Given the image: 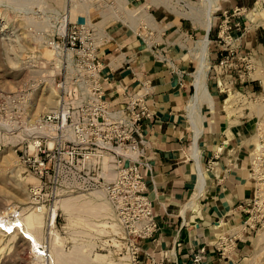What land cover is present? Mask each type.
Wrapping results in <instances>:
<instances>
[{"label": "crops", "instance_id": "obj_1", "mask_svg": "<svg viewBox=\"0 0 264 264\" xmlns=\"http://www.w3.org/2000/svg\"><path fill=\"white\" fill-rule=\"evenodd\" d=\"M258 1L216 0L218 15L207 34L178 14L171 0H145L138 7L145 14L134 17L110 15L109 9L96 15L111 104H124L125 89L149 90L152 115L141 122L135 157L159 226L153 238L141 241L140 264H200L193 257L201 247V264H238L251 245L253 227L246 221L257 191L250 163L256 129L249 111H228L234 106L226 98L230 90L255 92L251 71L239 76L242 57L264 65V26L251 24L249 13ZM205 35L203 94L197 74ZM233 48V65H220ZM227 233L238 234L236 246L221 256L215 242Z\"/></svg>", "mask_w": 264, "mask_h": 264}, {"label": "built area", "instance_id": "obj_2", "mask_svg": "<svg viewBox=\"0 0 264 264\" xmlns=\"http://www.w3.org/2000/svg\"><path fill=\"white\" fill-rule=\"evenodd\" d=\"M75 1H88L92 4L91 11L98 10V14L109 9L115 16L120 15L116 0H67V4ZM93 18L69 21L64 33L52 37L49 44L61 52L73 49L74 60L71 70L66 60L64 64L60 62V71L55 75L60 77L59 80L55 77L61 94L59 105L38 117L36 124L44 132L30 136L20 157L38 179L29 185L28 195L30 203L46 214L48 227L58 219L56 204L61 196L102 188L123 227L121 252L128 255L131 264H140L141 241L153 238L159 226L147 194L145 175L135 157L141 122L152 115L149 90L125 89L124 104L120 107L111 104L106 96ZM226 38L231 39L229 34ZM234 55L235 49H230L220 65H233L230 60ZM241 59L244 65L238 73L243 77L254 66L250 56ZM81 95L84 96L81 102H72ZM249 220L250 216L246 226L253 227ZM237 236V233L219 235L215 246L221 256L234 249ZM204 250L201 247L195 253V263L201 264L200 252Z\"/></svg>", "mask_w": 264, "mask_h": 264}, {"label": "rangeland", "instance_id": "obj_3", "mask_svg": "<svg viewBox=\"0 0 264 264\" xmlns=\"http://www.w3.org/2000/svg\"><path fill=\"white\" fill-rule=\"evenodd\" d=\"M191 1L196 5L203 4L202 0ZM129 2V6L138 8L139 5L145 3V0ZM171 3L172 7L175 6L174 8L179 11L177 12L178 14L181 12L188 14L189 8L183 2L171 0ZM71 6L67 4V0H0V30L5 28V23L8 26L6 30L0 32L1 215H6V211L10 210V207L15 205L26 206L30 202L28 187L31 183L36 182L35 178L37 179V177L28 171L20 157L23 145L31 138L20 136V131L24 126L29 125L48 111L44 108V98L47 95L52 94L54 103H56L59 88L57 81H55V75L60 71L61 63L55 58L58 56L62 60V64H64L66 57L60 56L59 54L61 53L58 54L57 51H54L53 46L48 41L52 40V37L58 33L62 34L65 32L66 26L65 29H60L62 20L63 23L66 18H68V22L72 20L86 21L88 19L87 14L90 12L89 8L88 10L83 9L80 14L82 16L71 18ZM87 7L89 6L87 5ZM254 8L262 16L259 13V18L251 20V24L264 26V0H259L256 6L249 11ZM111 13L114 15L112 10L110 15ZM213 13L214 19H216V15H218L217 3ZM97 14L98 10L93 9L91 11L94 23ZM184 17H187L192 25L200 26L201 31L204 33L203 25L199 21H195L186 15ZM45 47H49L51 51L49 53L46 52ZM259 62L253 59L254 68L250 74L255 78V92L248 96L240 89H235V91H239L240 98L233 99L231 104H227L234 106L233 108H227L231 113L238 112L243 114L249 111L256 129V144L252 149V161L250 159L251 169L257 180V191L250 205L249 212V221L254 226L251 245L248 251L241 256L238 264H251L250 262H253V264H264V239H261L264 231V65L260 62L262 68L257 67ZM257 70L263 73H256L255 71ZM56 78L59 80V75ZM52 88L55 89V93H52ZM228 101L230 102L231 99ZM230 109H233V111H230ZM257 142L263 144L258 148L259 151L256 149ZM55 224L59 233L65 238L63 246L67 252V257L69 256L68 258L72 256L78 257V254L80 256L83 254L84 256L89 249L94 250L91 253L97 251L109 253L108 248H114L113 245L107 246L103 243V240L109 239L108 233L100 234V236L95 235L93 236L94 239L90 237L92 240H89L88 235H82L83 232L80 233L79 226L77 228H68L66 226V214L61 209H59L58 219ZM48 230L49 227L46 226L45 230L42 231L43 237L49 235ZM73 238H79L80 243L81 241L88 243L85 246V252H79L76 255V250L74 249L75 243L78 241L75 242ZM3 240L4 238L0 235V264H39L36 260L34 248L30 247L29 241L23 237L21 232L9 245L5 246V241ZM42 246L43 249L49 251L48 243L44 242ZM123 255L124 253L121 250L119 252L116 250L113 253V257L117 260L119 256Z\"/></svg>", "mask_w": 264, "mask_h": 264}, {"label": "bare ground", "instance_id": "obj_4", "mask_svg": "<svg viewBox=\"0 0 264 264\" xmlns=\"http://www.w3.org/2000/svg\"><path fill=\"white\" fill-rule=\"evenodd\" d=\"M116 1H117V9L119 10L120 15L123 14L125 16L128 15L129 17L130 16L134 17L140 13L145 14L144 11L139 12L141 8L129 6L128 5L129 0H116ZM153 1L154 0H151V2ZM179 1L183 2L187 6V8H189L188 14L187 13L185 14L182 12L180 14L184 16L186 15L195 21H199L203 25V28L205 29L206 34H207L208 31L212 28V26L215 23V19H214L215 17H214L213 12L215 10L216 0H202V3H203L202 5H196L191 0H179ZM71 5H72L71 6V15H72L71 18H77V17L79 18L80 16H82L80 14L83 9L88 10L89 8L91 11V7H92V4H90L88 1H75L71 3ZM87 5L89 7H87ZM249 13H250L252 20H257V17L259 16L260 12L256 11V8H254ZM260 16H262V14ZM87 17L88 19L91 17L90 12H88ZM67 22H68V18L65 19L64 23L62 20V24L60 27L61 30L65 29V26L67 27L66 25ZM4 27L5 28L0 30V32H3L4 30H6V28L8 27L6 23ZM51 41L52 40L48 42H51ZM208 43H209V39L205 35V38L203 39V41H201V64H200L201 67H199L201 68V70L199 69L200 72L198 73L200 74H197L198 75L197 76L198 89H199V92L200 93L203 92V94L206 93V90H207L206 85H205V72L203 68L205 66V57L207 55ZM45 48H46V52L49 53L51 51L49 47H45ZM54 51H57L58 54L61 53L59 54L60 56L66 57L65 60L68 62L69 70H71V64L74 59L73 57L74 50L68 49L66 52H61L60 50L54 47ZM52 52H53V49H52ZM55 59H57V61L62 63V60L58 56H56ZM258 66L262 68L260 65V62H259V65H257V67ZM259 70L255 72L263 73V72H260ZM69 77H70V74H68V79ZM81 88L83 90L85 89V87L83 86ZM230 91L231 92L228 93L229 97L226 98L227 104L228 103L231 104L233 99L240 98L239 91L237 90L236 91L230 90ZM55 92H56L55 89L52 88V93H55ZM60 95L61 94L59 93L56 99V103H54L52 94L47 95L44 98L45 100L44 108H46V110L48 111H53L57 109L59 105ZM83 97H84L83 95H81L79 98L76 97V99H72L73 100L72 102L79 103L81 102ZM229 99H231L230 102L228 101ZM69 102L71 101L66 100V103H69ZM36 121H37V118L29 125L24 126L22 130L20 131V136L30 137L34 134L44 132L36 124ZM50 131L52 130H49L48 132ZM257 144L258 145L256 149L259 151L258 148L261 147L263 144L260 142H257ZM37 180L38 179L35 178L36 182ZM56 207L57 209L63 210L64 213L66 214V219H67L66 226L68 228H77L79 226L80 233L83 232L82 235L83 234L86 236L88 235L89 238L88 237L86 238H88L89 240H92L91 238H93V236L95 235L100 236V234L102 235L103 233L104 234L108 233L109 239L103 240V243L104 245H107V246L113 245L114 248L109 247L108 248L109 253H103V252H98V251L91 253V251H94V250L89 249L86 255L83 256L82 254L83 256L82 257L78 253L85 252L86 250L85 246H87L88 243L82 242V241L80 243L79 238H75V239L73 238L75 242L77 241L78 242L75 243L76 246L74 245L75 246L74 250H76V252L74 250L72 251H74L76 255L78 254V257L72 256L68 258L69 256L67 257L66 255L67 252L65 251L64 249L65 247L63 246L64 244L63 242L65 238L57 230L56 224L53 222L54 223L53 226L49 227V230H48L49 235L43 237L44 234L42 235V231L45 230L46 226H48L46 223V214L41 210H37L30 202L26 206H16L15 205L11 207L10 210L6 211L7 212L6 215L0 214V235H2V237L4 238L3 240L5 241L4 245L5 246L9 245L10 242H12L13 239L21 232L23 237L29 241L30 247L34 248L36 260L39 264H131L129 257L126 253H124L123 256H119L118 260L113 257V253L116 250H118L119 252L122 249V243L120 241V236L124 233V231H123L122 224L115 210L113 209L109 199L107 198L105 194V191L102 188L63 195L57 201ZM54 215H56L55 212H54ZM261 239L262 240L264 239V231H263V236ZM44 242L48 243L49 251H47L46 249H43L42 245ZM250 263L253 264V262H250Z\"/></svg>", "mask_w": 264, "mask_h": 264}]
</instances>
